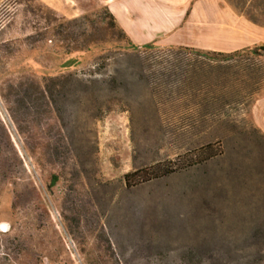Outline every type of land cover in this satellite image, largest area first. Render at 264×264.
Instances as JSON below:
<instances>
[{
    "label": "rangeland",
    "instance_id": "374dc122",
    "mask_svg": "<svg viewBox=\"0 0 264 264\" xmlns=\"http://www.w3.org/2000/svg\"><path fill=\"white\" fill-rule=\"evenodd\" d=\"M202 2L260 29L247 48L264 45V0ZM105 8L0 0V43L13 53L0 52V86L75 75L22 130L0 96V264H264V52L208 61L156 40L84 50L80 18ZM54 146L67 147L63 162Z\"/></svg>",
    "mask_w": 264,
    "mask_h": 264
},
{
    "label": "crops",
    "instance_id": "0c3cea01",
    "mask_svg": "<svg viewBox=\"0 0 264 264\" xmlns=\"http://www.w3.org/2000/svg\"><path fill=\"white\" fill-rule=\"evenodd\" d=\"M205 2L196 0L190 7L189 17L192 18L181 23L186 0H104L121 28L138 45L156 40L165 46L179 44L202 50L233 52L254 44L255 36L261 33L258 27L243 23L241 16L236 24L226 23L225 15H228L207 13ZM186 29L191 33L190 38L185 34ZM177 36L181 40L175 38Z\"/></svg>",
    "mask_w": 264,
    "mask_h": 264
},
{
    "label": "trees",
    "instance_id": "16d2710c",
    "mask_svg": "<svg viewBox=\"0 0 264 264\" xmlns=\"http://www.w3.org/2000/svg\"><path fill=\"white\" fill-rule=\"evenodd\" d=\"M244 14L247 12L241 10ZM98 16V20L95 21L91 16ZM252 19L257 20L255 17L251 16ZM80 20H84L86 27L81 32L84 36L83 46L84 50L92 49L95 46L104 44L109 41H114L118 43H123L124 45L121 48L130 49L133 51H140L152 49L157 47L154 43H146L142 45H137L132 42L129 36L121 28L118 21L114 15L109 11L108 8H105L102 14L99 12L92 14H84ZM98 22V23H97ZM53 24V23H52ZM61 25V24H59ZM55 24L53 30L58 29L60 26ZM51 25H48L44 30L48 29ZM56 27V28H55ZM39 33V31H36ZM67 35V34H65ZM7 43H0V52L11 53L7 48ZM166 49L175 50L177 52H192L194 55L202 56L208 61H226L233 58L235 55L243 52L244 50H252L255 53H259L260 50L264 52V45L259 47L242 48L235 50L233 52H219V51H210L202 50L186 46H169ZM13 54V53H11ZM94 71L84 72V81L91 82L95 80ZM75 75L60 74L54 76H44L42 83H37L30 80V78L25 81L15 80V79H6L3 83V86H0V96L5 101L7 105V110L16 122L18 130H22V127L19 124L20 118L23 116H35L36 113H41L38 110L43 107H48L49 104L55 103V96L61 92V88L65 86V82L70 81ZM50 110V109H49ZM42 112H48V109L43 108ZM30 135H28L29 137ZM58 141H62V138L58 137ZM26 148L34 160L40 164L39 151L33 144H30L26 141ZM62 148V147H61ZM59 146H54L46 150L52 160H58L63 162L62 158H66L68 154V149L66 146H63L61 149ZM127 178V175H125ZM59 180L58 173H51L48 181V188H51Z\"/></svg>",
    "mask_w": 264,
    "mask_h": 264
},
{
    "label": "bare ground",
    "instance_id": "6f19581e",
    "mask_svg": "<svg viewBox=\"0 0 264 264\" xmlns=\"http://www.w3.org/2000/svg\"><path fill=\"white\" fill-rule=\"evenodd\" d=\"M177 189H178V188H177ZM166 190H167V189H166ZM173 190H174V189H173ZM174 192H175V191H174ZM171 193H172V192H171ZM165 195H166V197L164 198V200L167 201L168 199H166V198H170L168 192H166ZM182 198H183V197H182ZM185 203H186V202H185ZM187 205H189V203H188ZM190 206H192V208L194 207L193 205H189V207H190ZM177 209H178V208H177Z\"/></svg>",
    "mask_w": 264,
    "mask_h": 264
}]
</instances>
